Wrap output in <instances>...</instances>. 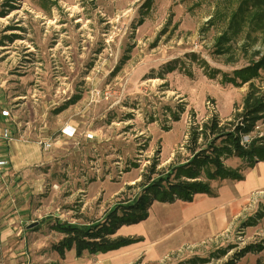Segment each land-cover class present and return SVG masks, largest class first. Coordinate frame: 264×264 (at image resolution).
I'll return each instance as SVG.
<instances>
[{
  "label": "rangeland",
  "instance_id": "374dc122",
  "mask_svg": "<svg viewBox=\"0 0 264 264\" xmlns=\"http://www.w3.org/2000/svg\"><path fill=\"white\" fill-rule=\"evenodd\" d=\"M238 1L0 0V106L10 111L13 135L38 142L44 152L43 163L20 179L35 185L25 203L29 218L49 215L27 235L35 243L26 254L18 250L19 264H225L238 248L264 243L263 218L249 223L264 213L260 185L220 228L207 223L202 230L199 219L183 223L173 203L157 202L145 221L118 231L145 236L142 242L81 259L74 250L61 258L53 249L63 236L53 228L55 216L77 223L100 218L157 153L159 168L186 157L193 116L217 113L226 121L241 108L249 82L226 77L255 51L264 53V34L256 43L241 36L228 52H217ZM252 81L264 87V70ZM69 124L76 133L63 136ZM257 130L264 135V123ZM45 140L52 142L48 150L40 144ZM254 167L244 169L250 175L239 191L264 181V166ZM229 180H214V192ZM237 264H264V249Z\"/></svg>",
  "mask_w": 264,
  "mask_h": 264
},
{
  "label": "trees",
  "instance_id": "16d2710c",
  "mask_svg": "<svg viewBox=\"0 0 264 264\" xmlns=\"http://www.w3.org/2000/svg\"><path fill=\"white\" fill-rule=\"evenodd\" d=\"M263 34L264 0H239L229 18L228 27L216 41L217 52H228L231 49L228 44L241 36L256 43ZM262 69L264 53L255 51L248 65L226 77V80L235 84L249 82L241 108L226 121L217 113L199 121L193 116L184 146L187 152L184 159L177 158L167 167L159 168L157 153L145 167L140 181L126 185V190L121 192L123 198L96 220L77 223L54 217L53 228L63 234L53 245L58 255L64 258L66 252L73 249L76 258H82L85 253H106L143 241L141 236H124L118 234V231L123 226L145 221L155 202H191L198 193L215 195L211 186L214 180H244L245 168H253L256 163L264 162V135L257 130L259 123H264V87L252 81L260 76ZM78 98L76 95L65 101L60 111L75 103ZM229 157L241 158L246 164L230 167L225 163ZM258 217L264 220V213L260 211L254 219L250 217L249 223ZM35 228H39V225ZM263 249L262 242L247 244L234 251L225 264H237L247 253ZM221 251L226 254L227 249Z\"/></svg>",
  "mask_w": 264,
  "mask_h": 264
},
{
  "label": "crops",
  "instance_id": "0c3cea01",
  "mask_svg": "<svg viewBox=\"0 0 264 264\" xmlns=\"http://www.w3.org/2000/svg\"><path fill=\"white\" fill-rule=\"evenodd\" d=\"M3 99L4 94L3 91L0 90V105H2ZM3 109H6L5 106H0V132L3 128L10 126L9 117L1 114ZM59 128L60 127H58L56 131L61 134ZM63 130H65V127ZM11 131L13 134L17 133L16 126L13 125ZM73 131L76 133V127L74 124H69L66 126L65 132L63 131L62 133L64 134L63 136L68 137L70 136L69 132ZM43 158L44 152L38 142L29 141L16 136H14V140L10 144H7L3 140L0 141V161L7 160L8 162L7 165H0V264H19L17 256L20 253L18 250L22 251V254L24 252V254H26L27 248L25 247L30 246L33 249L31 243H35L33 240L28 243L27 235L31 234L30 231L39 229L49 216L42 217L40 220L29 218L30 207H26L25 203H27L30 198L28 195L32 191L30 187L35 185H28L20 179V177H25L27 174L32 175V168L42 164ZM262 164V162L257 163L253 170H258L261 166L263 167L264 164ZM249 175L250 172L245 180H229V182L215 191V195L198 193L191 202L177 200L171 205L177 207L179 218L183 223L195 222V220L199 219L198 224H200V229L202 230H208L207 223H211L213 227L220 228L223 224L228 222L229 213L242 206L248 194L257 187H260V185L262 187L264 186V181H261V183L257 181L259 185L251 187V190L247 193L239 191V184L246 182ZM152 207L149 217L152 213ZM168 221L169 219H167V222ZM35 222H37L35 226L28 227ZM38 225L39 228H35ZM190 226L192 225L184 227L183 231L188 229V227L190 229ZM141 237L145 240V236ZM18 240L19 244L21 243V247L18 245ZM72 250L69 251L71 252ZM99 254L103 253H97L95 255L98 256ZM136 255L137 254L131 257V259L136 258Z\"/></svg>",
  "mask_w": 264,
  "mask_h": 264
},
{
  "label": "built area",
  "instance_id": "2783aa9c",
  "mask_svg": "<svg viewBox=\"0 0 264 264\" xmlns=\"http://www.w3.org/2000/svg\"><path fill=\"white\" fill-rule=\"evenodd\" d=\"M1 114L3 116L8 117L10 115V111L6 108V109H3L1 111ZM65 130H66V128H65ZM65 130H63V131L65 132ZM74 133H75V131L69 132V135L72 136V135H74ZM1 140L5 141L7 144H10L14 140V135L8 127H5L1 130L0 141ZM40 144L42 145L44 150H48L51 147L52 142L50 140H45L43 142H40ZM7 164H8L7 160H1L0 161V165H7Z\"/></svg>",
  "mask_w": 264,
  "mask_h": 264
},
{
  "label": "water",
  "instance_id": "95a60500",
  "mask_svg": "<svg viewBox=\"0 0 264 264\" xmlns=\"http://www.w3.org/2000/svg\"><path fill=\"white\" fill-rule=\"evenodd\" d=\"M37 224V222H35V223H32L31 225H29L28 227L30 228V227H33V226H35Z\"/></svg>",
  "mask_w": 264,
  "mask_h": 264
},
{
  "label": "bare ground",
  "instance_id": "6f19581e",
  "mask_svg": "<svg viewBox=\"0 0 264 264\" xmlns=\"http://www.w3.org/2000/svg\"><path fill=\"white\" fill-rule=\"evenodd\" d=\"M264 164V162H262Z\"/></svg>",
  "mask_w": 264,
  "mask_h": 264
}]
</instances>
